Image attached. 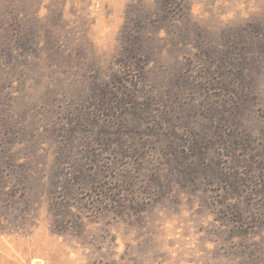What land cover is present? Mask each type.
Segmentation results:
<instances>
[{
  "label": "rangeland",
  "instance_id": "obj_1",
  "mask_svg": "<svg viewBox=\"0 0 264 264\" xmlns=\"http://www.w3.org/2000/svg\"><path fill=\"white\" fill-rule=\"evenodd\" d=\"M0 264H264V0H0Z\"/></svg>",
  "mask_w": 264,
  "mask_h": 264
}]
</instances>
